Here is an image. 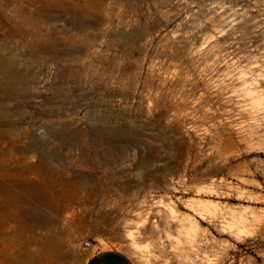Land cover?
I'll list each match as a JSON object with an SVG mask.
<instances>
[{"label": "rangeland", "instance_id": "obj_1", "mask_svg": "<svg viewBox=\"0 0 264 264\" xmlns=\"http://www.w3.org/2000/svg\"><path fill=\"white\" fill-rule=\"evenodd\" d=\"M243 77L264 0H0V264H264Z\"/></svg>", "mask_w": 264, "mask_h": 264}, {"label": "crops", "instance_id": "obj_2", "mask_svg": "<svg viewBox=\"0 0 264 264\" xmlns=\"http://www.w3.org/2000/svg\"><path fill=\"white\" fill-rule=\"evenodd\" d=\"M85 264H135L132 258L118 249L99 250L88 258Z\"/></svg>", "mask_w": 264, "mask_h": 264}, {"label": "bare ground", "instance_id": "obj_3", "mask_svg": "<svg viewBox=\"0 0 264 264\" xmlns=\"http://www.w3.org/2000/svg\"><path fill=\"white\" fill-rule=\"evenodd\" d=\"M243 81L244 84H246L245 87L241 90L243 94V98L246 102V104L244 105V110L247 111L248 113H252V112L259 113L261 107H264V97H263L264 94L260 90H257V88L254 87L255 85L254 82L248 83L246 77H243ZM195 213L198 214L199 216L203 215L199 211V209L196 210Z\"/></svg>", "mask_w": 264, "mask_h": 264}, {"label": "built area", "instance_id": "obj_4", "mask_svg": "<svg viewBox=\"0 0 264 264\" xmlns=\"http://www.w3.org/2000/svg\"><path fill=\"white\" fill-rule=\"evenodd\" d=\"M91 244L90 243H85V248H90Z\"/></svg>", "mask_w": 264, "mask_h": 264}]
</instances>
